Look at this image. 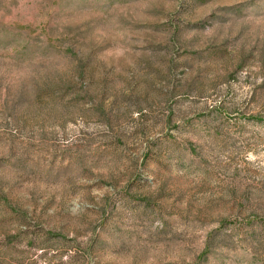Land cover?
<instances>
[{
  "label": "rangeland",
  "instance_id": "374dc122",
  "mask_svg": "<svg viewBox=\"0 0 264 264\" xmlns=\"http://www.w3.org/2000/svg\"><path fill=\"white\" fill-rule=\"evenodd\" d=\"M0 264H264V0H0Z\"/></svg>",
  "mask_w": 264,
  "mask_h": 264
}]
</instances>
